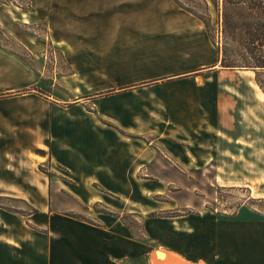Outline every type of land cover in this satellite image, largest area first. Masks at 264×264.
<instances>
[{
	"label": "rangeland",
	"instance_id": "374dc122",
	"mask_svg": "<svg viewBox=\"0 0 264 264\" xmlns=\"http://www.w3.org/2000/svg\"><path fill=\"white\" fill-rule=\"evenodd\" d=\"M181 1L203 12L200 0ZM205 1L217 43L221 0ZM96 2L101 1L85 3L84 12L95 14ZM65 6V0H0L3 45L42 81V89L3 97L35 94L48 100L52 91L55 99L70 105L82 102L90 109L87 102L99 100L116 110L126 102L170 100L175 114L194 104L195 118L201 112L206 123L186 124L184 135L152 143L147 137L119 135L118 165L127 160V150H148L151 155L144 160L152 163L148 170L136 171L131 182L132 171H116V187L76 184L72 175L55 164L54 171L48 161L39 166L52 178L48 187L38 186L45 197L27 202L0 196V217L8 218L19 235L23 230L25 242L48 244L52 264H153L152 255L161 249L209 264H264V94L255 73L218 63L198 74L199 87L190 84L192 79L156 80L146 74L155 70L152 59L143 51L127 50L138 44V37L126 41L124 28H116L120 41L114 48L111 26H72ZM157 83L169 85L157 92ZM148 104L126 112L135 111L143 126L145 110L153 111L156 122H148L149 127L165 135L167 129L158 128L157 122L169 113ZM146 130L143 126L139 132ZM141 178L151 179L158 192H149L150 185ZM25 189L39 198L38 190Z\"/></svg>",
	"mask_w": 264,
	"mask_h": 264
},
{
	"label": "crops",
	"instance_id": "0c3cea01",
	"mask_svg": "<svg viewBox=\"0 0 264 264\" xmlns=\"http://www.w3.org/2000/svg\"><path fill=\"white\" fill-rule=\"evenodd\" d=\"M88 1L65 0L64 9L71 12V25L111 26L114 48L116 42L120 41L119 37H116V28H124L126 37L128 36L125 38L126 41L130 36L138 37V44L127 47V50L143 51L152 59L151 62L155 63L152 68L155 70L146 71V74L156 75V80L167 78L173 79L175 83L192 79L190 84L199 87L200 83L196 82L198 74L205 71L204 69L216 67L219 63L218 52L210 41L204 24L180 8L173 0H100L99 4L91 3L96 8L95 14L84 12L88 11L85 4ZM11 15L16 18L13 13ZM23 16H28V13H24ZM2 42L0 35V196L2 197L27 202H38L45 197V189L42 193L38 190V186L48 187L52 178L40 172L39 166L48 161L54 171H57L53 166L55 164L57 169L72 175L71 181L79 185L100 184L116 187V171L121 170L132 171L131 174L129 173V179H126L129 182L134 181L136 171L148 170V165L152 162H145L144 159L151 153L149 154L148 150L140 153L127 150L125 152L127 160L123 165H118L116 146L118 143V146L123 143L119 135L126 138L147 137L152 143V140H161L163 137L170 139L176 135H184L183 131L188 129L186 124L206 123L201 112L198 119L195 118L194 104H185L188 111L175 114L169 110L170 105L167 103L171 102L170 100L126 102L116 110V105L109 109L99 100L87 102L86 105L90 109H87L82 102L70 105L61 101V98L55 99L52 91L48 93V100L35 94L3 97L35 87L41 88L42 81ZM69 42L68 39L65 40L67 45ZM168 85L157 83L153 87L160 92ZM149 102L151 107H165L167 114L169 113L167 117L157 122L158 128L167 129L165 135H159L156 127H149L151 123L156 122L152 116L153 111L146 109V113L143 112L146 119H140L147 129L144 134L139 132L143 127L140 126L139 121L142 117L135 111L131 115L126 112L139 106L146 108ZM198 102L199 100H194L193 103ZM116 117L121 120L118 121ZM202 129L206 130L205 127ZM183 155L186 154L183 152ZM31 156H38L40 159L33 160ZM25 161L30 165L26 166ZM144 176L148 177V175ZM138 181L148 183L151 188L149 192H158L149 183L152 182L151 179L141 178ZM26 187L34 191L38 190L39 198L27 193L30 190H26ZM110 194L116 196V190L111 189ZM19 234V230L9 226L8 218L0 217V264L54 262L48 244L25 242L23 230L22 235ZM162 250L169 254H177L165 249L160 251ZM184 260L188 264H209L200 260Z\"/></svg>",
	"mask_w": 264,
	"mask_h": 264
},
{
	"label": "trees",
	"instance_id": "16d2710c",
	"mask_svg": "<svg viewBox=\"0 0 264 264\" xmlns=\"http://www.w3.org/2000/svg\"><path fill=\"white\" fill-rule=\"evenodd\" d=\"M174 1L203 21L210 41L217 49L220 66L254 72L255 82L264 94V0H221L217 43L211 35V17L205 0H200L202 13L184 1ZM3 34L0 31V35Z\"/></svg>",
	"mask_w": 264,
	"mask_h": 264
},
{
	"label": "bare ground",
	"instance_id": "6f19581e",
	"mask_svg": "<svg viewBox=\"0 0 264 264\" xmlns=\"http://www.w3.org/2000/svg\"><path fill=\"white\" fill-rule=\"evenodd\" d=\"M152 260L153 264H188L177 255L169 254L163 250L155 252Z\"/></svg>",
	"mask_w": 264,
	"mask_h": 264
}]
</instances>
